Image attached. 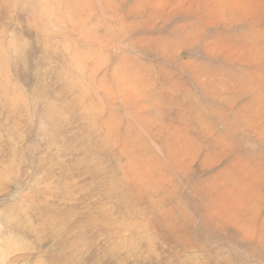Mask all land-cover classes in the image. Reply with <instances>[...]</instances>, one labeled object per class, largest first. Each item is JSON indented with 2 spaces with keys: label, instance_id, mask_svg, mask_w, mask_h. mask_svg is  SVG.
<instances>
[{
  "label": "rangeland",
  "instance_id": "rangeland-1",
  "mask_svg": "<svg viewBox=\"0 0 264 264\" xmlns=\"http://www.w3.org/2000/svg\"><path fill=\"white\" fill-rule=\"evenodd\" d=\"M0 264H264V0H0Z\"/></svg>",
  "mask_w": 264,
  "mask_h": 264
}]
</instances>
